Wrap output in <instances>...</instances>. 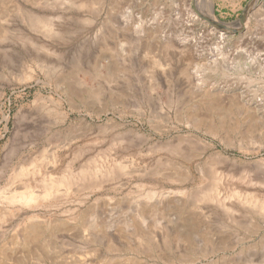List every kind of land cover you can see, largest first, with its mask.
Listing matches in <instances>:
<instances>
[{
	"label": "rangeland",
	"instance_id": "rangeland-1",
	"mask_svg": "<svg viewBox=\"0 0 264 264\" xmlns=\"http://www.w3.org/2000/svg\"><path fill=\"white\" fill-rule=\"evenodd\" d=\"M84 1L0 0V264H264V0Z\"/></svg>",
	"mask_w": 264,
	"mask_h": 264
},
{
	"label": "bare ground",
	"instance_id": "bare-ground-1",
	"mask_svg": "<svg viewBox=\"0 0 264 264\" xmlns=\"http://www.w3.org/2000/svg\"><path fill=\"white\" fill-rule=\"evenodd\" d=\"M48 1V0H47ZM86 1L82 0V3L84 4ZM189 7H192V0H187V3H186ZM213 4H214V0H197V4H196V11L194 13H196V15H200L201 17L207 19L209 22H212L215 24V26L220 29V39L222 38H225V35L226 34H229L230 31H233L232 29L230 28H226V27H222L220 25H218L217 23H215V20H218L217 19V16L213 10ZM251 6V5H250ZM254 6L252 5L251 9L249 8L248 11H253L254 10ZM38 14V13H37ZM250 14V13H248ZM246 19V18H245ZM242 28H246V24H245V21H244V24H242ZM259 34H257L258 36ZM251 36V35H250ZM227 37V36H226ZM228 38V37H227ZM253 40V39H252ZM224 42V41H222ZM221 43V42H220ZM218 155L220 158H224L223 154L221 152H218ZM227 159V158H226ZM97 162V161H96ZM111 165V164H110ZM114 169V168H113ZM113 169L111 171V169L109 167H106V166H101V165H96L95 167L93 168H87V169H84V174H81V178H90V177H98L99 179L97 181H100V180H105L106 179H110L113 177ZM25 172V171H24ZM189 172V171H188ZM114 173V172H113ZM187 173V171H186ZM217 173V172H215ZM187 175H189L187 173ZM73 176V175H72ZM185 176V175H184ZM216 176V175H215ZM187 178V177H186ZM216 178V177H215ZM218 178V177H217ZM87 179V178H86ZM91 179V178H90ZM95 180V178H94ZM216 180V179H215ZM54 181V180H53ZM80 181H84V180H80ZM221 181V180H220ZM73 182V181H72ZM75 182V181H74ZM86 182V181H85ZM96 182V181H95ZM71 183V182H70ZM88 183V182H87ZM101 183V181H100ZM215 183V182H214ZM92 184V183H91ZM95 184V183H94ZM217 184V183H216ZM215 184V185H216ZM63 185V184H61ZM56 185H54L53 183H50L48 185V188H47V191L45 194V196L49 195L51 193H53V191H55ZM215 187V186H214ZM213 188V187H211ZM209 189V188H208ZM216 189H209L205 192V194L202 195L201 199L203 198L204 200L205 199H212L213 200V194ZM239 192V191H238ZM13 193V192H12ZM11 195V194H10ZM9 195V196H10ZM8 196V197H9ZM44 196V197H45ZM245 196V195H244ZM216 198V196H214ZM219 199L218 197L216 198V200ZM38 200V197L37 195H35L32 191L30 190H26V191H23V192H20V193H14L12 194L9 198H7V201L9 203H15V202H18V203H21L23 205H28V204H31L35 201ZM242 201L244 200L241 199ZM247 201H249L248 203H250L251 205L253 204L254 206H256V202H253L251 199H245ZM255 203V204H254ZM258 209H260L261 211H264V203L262 202L259 206H257ZM141 214V213H140ZM29 233H30V236H31V240L34 241L38 238V229L36 227H31L30 230H29Z\"/></svg>",
	"mask_w": 264,
	"mask_h": 264
}]
</instances>
